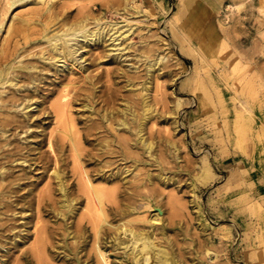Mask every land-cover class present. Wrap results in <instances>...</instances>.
I'll return each mask as SVG.
<instances>
[{"label": "rangeland", "instance_id": "1", "mask_svg": "<svg viewBox=\"0 0 264 264\" xmlns=\"http://www.w3.org/2000/svg\"><path fill=\"white\" fill-rule=\"evenodd\" d=\"M47 1L55 2L60 11L65 10L71 22L89 15L86 29L105 27L104 44H108L83 50L86 64L90 65L87 75L99 86L93 90L92 101H87L94 105V112L84 110L79 102L71 108L79 132L89 129L90 142L82 145L85 157L76 159L69 140L54 133L62 139L57 154L63 160L60 170L66 198L69 205L74 201L70 208H63L58 182L51 177L55 156L48 148L56 121L52 114H44V108L58 98L57 93L44 100L40 111L35 108L30 112L40 119L34 128L41 133L30 136L33 143L23 141V131H31L26 125L28 118L17 108L12 114L7 109L12 100L22 105L28 98L33 99L32 103L39 102L42 94L53 87L47 81L54 78V70L38 72L32 66L37 62L33 54L47 47L33 40L55 26L33 14L44 8L41 5L21 7L18 2L9 8L6 0H0V92L4 91L0 99L7 102H0L6 106L0 110V169L12 171V176L0 180V190L11 185L5 202L14 201L16 195L25 196L23 201L14 202L13 209H23V223L28 226L36 219L26 218L24 213H36V199L40 192L46 194L40 213L49 228L48 261L134 264L139 258L143 264H161L155 261L149 247L136 255L116 250L114 230L109 227L104 229V244L109 250L104 251V258L95 254L93 236H86L87 240L71 239L87 222L78 221L86 212L85 194L78 186L86 171L94 186L112 188L105 189L114 192L113 199L117 201L107 203L108 219L112 221L108 225L115 227L122 220L124 229L140 228L153 234L151 246L166 250L170 255L168 264H264V149L259 144L264 139V131L260 130L264 129V2L223 0L209 24L198 27L194 37L185 27L182 14L187 13L188 22L199 15L203 17L196 2L191 10L178 11L167 0ZM137 5L141 13L129 18V8ZM144 7L149 8L147 18ZM15 15L36 22L28 28L26 22L22 25L20 18H13ZM10 25L22 29L8 34ZM116 25L128 35L115 41L122 50H116L108 41L111 28ZM119 51L121 58L110 61ZM108 53V59L96 64L97 55ZM163 56V63L149 72V61ZM76 74L71 76L75 83L73 93L85 85L82 74ZM5 80L25 86L17 90L4 84ZM29 84L34 87H27ZM81 93L84 95V91ZM149 106L151 111L147 114ZM146 115L149 118L141 125ZM105 117L109 120L105 121ZM34 119H30V124ZM121 119L129 124V129L115 131L113 127ZM140 125L145 141L153 143L150 153L139 142ZM9 150L20 153L4 157L2 154ZM24 159L27 162L20 164ZM9 214L12 225L22 221L19 214ZM123 238L121 246L127 243L128 235ZM27 240L21 251L30 247L34 235L30 234ZM21 251L12 250L10 262L19 258ZM19 264L36 262L23 258Z\"/></svg>", "mask_w": 264, "mask_h": 264}, {"label": "bare ground", "instance_id": "2", "mask_svg": "<svg viewBox=\"0 0 264 264\" xmlns=\"http://www.w3.org/2000/svg\"><path fill=\"white\" fill-rule=\"evenodd\" d=\"M18 2H19L18 6H21V7L25 6V5H29V4H35V5L43 6L44 7L43 9L36 10L35 12H33V14H35L37 17L38 16L41 17V19L44 21L46 19H48L50 22L53 23V26H55V28H53L47 32L44 31V34L42 32L41 35L42 34L43 35L40 39H34L33 40V43H40V42L45 43V44H47V47L45 50L42 49L41 52L33 54V57L37 58V62L35 64H33V66H32L33 69L35 71H38V72H44V70H47V69H48L47 71H51V69H53L54 71L52 72V76H54V78L47 81V84L50 86H53V87L48 88L47 93L42 94V97H41L42 99L40 98L41 101H39V102L35 101L34 103H32L33 99L28 98V102L24 103L22 105L21 103H16V101L12 100V101H10V103L8 102L12 106L11 107L7 106V107H9L7 109H8V112L12 114L17 108L20 112H23V115L26 118H28L29 121L32 118L36 119V120L34 119V121L31 124L29 121L26 124V125H28L29 128H31V131L29 129H26L25 131H23V134H25L23 136V141L33 143V140L30 139V136L33 137V136H36V135L41 133V132L37 133L36 129L34 128L35 127L34 125L36 124V122H39L40 119H38V116H33V114L31 115L30 112L32 110H34L35 108H36L35 111H40L41 107H43L44 100L46 98H48L49 96L53 95L54 93H57L58 98L54 102H51L49 107H47L46 109L44 108V114H47V116L52 114L55 118V121H56V128L50 133L49 138H48V148L51 150V153H53L55 156V164H54V167L52 170L54 175L51 174V177L53 176L57 180L59 190L63 195V196L61 195L63 197V200L60 202L61 207L70 208V205L73 206L74 201L72 199V201L70 202V205H69V202L66 198L67 197L66 196V190L67 189H66V187L62 181L61 170H60L61 161L63 162V160L57 154V153H59V150L61 148L60 147L61 146L60 141L62 139L59 140L57 138V136L54 135V133H57V134L61 133L62 136L60 138H67L69 140V142L71 144V149H72L73 154L76 157V159H79L82 156L85 157V155L83 154L84 148L82 147V145H84L83 143H89L90 142V139L88 138L89 133H87L89 129L86 130V132L82 131V134L84 132L85 135L84 134L82 135L79 132L80 128L78 127L79 129H77L76 125L78 123L75 124V122H74L76 120L74 119V117H72L71 108H72L74 103L77 104L79 102V104L82 105L84 110H87L90 113L94 112V105L88 103L87 101L88 100L92 101L91 98L92 97L94 98V91L93 90L98 89L97 87H99V86H97V83H94L91 80V78H89V76L87 75V71H88L90 65L88 66V64H86L87 59H85L83 50H86L89 47L93 48V47H100V46L101 47L102 46H104V47L108 46V44H107V46L104 44L105 43L104 40L106 38L105 27L99 26L98 29H96L94 31H90V30L86 29V27L88 25L87 21H89L91 19V17H89V15H86L84 17H81L80 19H77L76 21L71 22V21H69L70 20L69 14L66 13L65 10H63V11L58 10L54 6L56 4L55 2H52L51 4H49V2L47 0H6L7 7H9V8L15 6L16 3H18ZM262 2H264V0H262ZM141 10H142L141 7H139L138 5L136 6V8H129V12H130L129 18H135L136 16H138L141 13ZM143 11H144V17L145 18L149 17V8L144 7ZM13 18H20L22 25H23V22H26L27 25H29L28 28L31 27L33 25V23L36 22L35 19L31 20L29 18H23V17H20L18 15H15ZM116 26L115 27L113 26L111 28L112 32H110V35L108 38V41L110 40L111 44L114 46L117 45V43L115 44V41H118L120 39V37H122V38L127 37L128 38V35L124 34L122 31H119L120 27H118V26L116 27ZM21 29L20 28L14 29L10 25L8 28V34L10 32L12 33V32H16V31H20ZM128 30L130 31V34L133 33L132 26H130L128 28ZM28 40H29V38H28ZM128 45H129V43H128ZM115 49L116 50H122L120 47H117ZM123 49H125V48H123ZM87 51H86V53H87ZM110 51H108V52H110ZM120 52L121 51H119L118 54L115 53L114 56H111L109 58V60L117 62L118 59L121 58ZM97 53H99V52H97ZM110 53L104 54V55L100 54V56L97 55L98 58L96 59L97 60L96 64H99L102 60L109 57ZM129 56H132V55H129ZM164 60H165V57L163 56V57H157L155 60L149 61L148 71L150 72L152 69H155L157 67V65L163 63ZM45 66H47V68L41 69V67H45ZM76 73L82 74V76L84 77V84L85 85L78 87V89L76 87L75 88V89H77L76 93H73L72 88L75 86L74 85L75 83L73 84V79L71 78V76L76 74ZM3 83L4 84L6 83V85H8L10 87L16 88L17 90H20L23 88V86H25V85L18 86V84L12 80H5ZM86 84H88V85H86ZM27 87H34V86L32 84H29ZM128 87H130V86L128 85ZM131 88H132V86H131ZM35 90L37 93H39L38 88ZM82 91H84V95H83V93H81ZM149 91H151V90L149 89ZM2 93H4V91L0 92V96ZM1 101H3V100L0 99V102ZM5 103H7V102L3 101V104H5ZM34 104H36V105L34 108H32V105L34 106ZM145 105L148 106L146 103H145ZM5 107H6L5 105H0V110L5 109ZM150 111H151V107L149 106L146 108V113L148 114V113H150ZM127 117H129V116H127ZM146 118H149V115H146L143 118V120H142L143 122H141V125H142V123H144ZM122 119H124V118H122ZM122 119L117 124L118 128L116 126L113 127V129L115 131H117L118 129H122V128L129 129V124L125 120H122ZM108 120L109 119L107 117H105V121H108ZM141 125H140L138 132H137V136L139 138V142L142 143L143 146L145 147L146 151L148 153H150L151 149L153 148V143L151 141H149V142L145 141L143 134H142V126ZM263 147H264V145H263ZM105 150H106V148H105ZM19 153H20V151H18V150L17 151L16 150L15 151L9 150V151H5L2 155L4 157H11V156L19 154ZM104 154H105V152H104ZM72 159H74V158H72ZM14 162H15V160H14ZM24 162H27V160L24 159V160L19 161L20 164H24ZM81 165H82V162H81ZM78 166H79V163H78ZM29 167H31V164L29 165ZM128 170H130V169H128ZM11 172L12 171H10L9 168L0 169V180L4 181L8 177L12 176ZM71 172H75V171H71ZM129 172H131V171H129ZM83 173L85 175L83 176V179L81 180L80 185H78L81 187V189H79V188L78 189L83 192L82 193L83 195L85 194V199H86V207L85 208L86 209H84V210H86V212L83 213L82 217H79L78 221L81 224V222L84 221V219H86L87 222L80 225V228L82 230L80 232H78L77 234H75V233L72 234L70 236L71 239H73V240L75 239V241H79L80 238L87 240L86 236H88V237L93 236V241H94V246H95V249H94L95 254L99 258H101V257L104 258L106 256L104 254V251H109L108 248L104 244L105 243L104 229H105V227H109L110 229L114 230V235L112 238L114 241L113 246L115 247L116 250L124 249L125 253H128L130 251L131 253L136 255L137 251H139L140 249H142L144 247H149L154 252V255H155L154 257H155L156 262H159L161 264H168L169 260H170V257H169L170 255H168L166 253V250L164 248H161V247L151 246V243L153 241V234H151V233H149L143 229H140V228L139 229H124V227L121 226L122 220L119 223H117V225L115 227L108 225V222H112V221H110L108 219V208L109 207H108L107 203H111L110 201H112V200L117 201V200H115V198L113 199V193L114 192L112 190H111L112 192L107 191L108 189L110 190L112 188H106L105 187L107 189L106 190L105 188H102L103 186L102 187H98V185L94 186L92 184L94 182H92V180L89 178L90 176L88 177V173L86 171ZM125 178H126V176H125ZM15 185H17V184H15ZM1 186H3L2 183H0V187ZM116 189H117V186H116ZM8 191H11V185H7L0 190V197L2 199V201L0 203V222L3 221L4 219L6 220L5 222L0 223V264H19L20 259L22 260L23 258H25L30 263L36 262V264H51L48 261L49 258L47 256V253L49 251V246H48L49 237H50L49 228L46 226L45 222H43L42 217H41V213H40L42 211V208H43L42 204L45 201V198H46L45 195L46 194H43L42 192H40L41 194H39V196L37 195L38 198L36 199L37 200L36 213H30V214H27L26 212L24 213V216H26V218H28V217L34 218L35 217L34 219H36V222L34 224H32V226H28L26 224V222L23 223V209L20 207L15 208V209H20V211H18V212L15 209H13V206H15L14 202L23 201V198L25 196L23 194L16 195V199L14 201L11 200V201L5 202L4 199H8L9 195H10V194H8ZM30 191H31V188H30ZM44 191H45V189H44ZM47 204L48 203L46 202L45 205H47ZM1 209H4V210H1ZM158 210L160 213H162V211L159 208H158ZM9 212L13 216H16L17 214H19V217L22 221L18 224H14V225L9 223V221L11 220V219H9V215H10ZM2 216H5V217H2ZM80 218H81V220H80ZM86 224L90 225L91 229H89V227H87ZM78 227H79V225H78ZM31 230H33V231L31 232ZM89 230H91L92 234L89 232ZM86 232H88V233L86 234ZM30 234L34 235V242L30 245L29 248H24V250L21 251L23 246L27 243V241H28L27 238L30 236ZM124 234L128 235V239H127V243L124 246H121V243L125 241L123 238ZM12 250L22 252L20 254L19 258H17L14 262H10V260L12 259L11 257H13L12 256L13 253H11ZM30 256H31V258H30ZM134 264H143V263H141L140 259L138 258L134 262ZM147 264H154V263L149 262Z\"/></svg>", "mask_w": 264, "mask_h": 264}, {"label": "crops", "instance_id": "3", "mask_svg": "<svg viewBox=\"0 0 264 264\" xmlns=\"http://www.w3.org/2000/svg\"><path fill=\"white\" fill-rule=\"evenodd\" d=\"M200 1H202V3ZM167 2H171L172 5H176L178 7V11L182 8L185 11L191 10L194 5L193 3L195 2L199 5L200 12H203L205 14H203V17H201L202 15H199L197 18L192 19L190 22H188L186 21L188 17L187 13L185 12V15L182 14V16L184 17L183 21L185 27L188 29V31H190L191 35L194 37L198 35V27H206L209 24V19L212 17L213 13L219 8H221L223 5V0H184L183 2H181V0H175V3L173 2V0H167ZM207 35L208 33H206V36ZM260 130L264 131V129ZM259 144L262 145V149H264V139L263 142Z\"/></svg>", "mask_w": 264, "mask_h": 264}]
</instances>
